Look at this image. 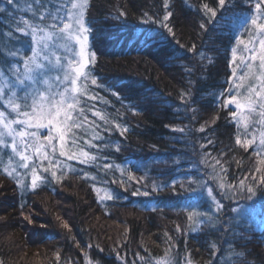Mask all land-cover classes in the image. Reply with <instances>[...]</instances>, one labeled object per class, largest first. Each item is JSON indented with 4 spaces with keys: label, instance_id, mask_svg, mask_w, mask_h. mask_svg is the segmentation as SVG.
I'll return each mask as SVG.
<instances>
[{
    "label": "trees",
    "instance_id": "obj_1",
    "mask_svg": "<svg viewBox=\"0 0 264 264\" xmlns=\"http://www.w3.org/2000/svg\"><path fill=\"white\" fill-rule=\"evenodd\" d=\"M254 2L227 0L220 9L218 0H167L165 9V0H89V44L97 57L91 70L104 87H91L89 95L94 92L96 99L82 98L88 119L77 133L84 150L100 158L80 164L60 157L55 169L45 160L36 166L38 174L50 168L47 179L32 189L30 170L19 176L27 187H18L13 173L24 172L19 160L8 173V156L0 152V264H155L166 253L179 264H264V193L251 200L225 198L219 188L220 183L236 186L255 167L264 168L253 148L235 143L238 135L242 141L258 137V126L243 135L245 129L229 116L232 106H221L232 69L240 75L247 70L229 62L231 48L242 47L236 36L248 41V33L236 26L252 14ZM19 3L27 7V0ZM204 4L217 9L215 24L207 22ZM120 11L126 17L114 19ZM169 11L171 33L144 23L145 13L162 20ZM20 16L30 13L17 12ZM8 24L0 14V33ZM96 110L107 124L92 115ZM94 130L104 137L99 150L85 144ZM189 176H204L216 189L220 214L206 192L189 195ZM165 184L153 191V185ZM137 189L149 195H132ZM112 193L119 199H107ZM194 200L198 210L218 217L216 227L193 230L187 217Z\"/></svg>",
    "mask_w": 264,
    "mask_h": 264
},
{
    "label": "snow or ice",
    "instance_id": "obj_2",
    "mask_svg": "<svg viewBox=\"0 0 264 264\" xmlns=\"http://www.w3.org/2000/svg\"><path fill=\"white\" fill-rule=\"evenodd\" d=\"M244 2L251 4L253 0H244ZM89 7V0H27L26 8H21L19 0H6V6H0V14L5 15L9 21L7 30L0 33V40L3 41V46H0V152L8 155L5 150L10 149V159L12 156L19 157L17 167L24 172L16 174L18 187H27L19 176L28 175L29 170L32 189L37 188L38 182L43 183L47 179L44 173H48L50 168L42 167L41 173L38 174L37 161H40L43 166L46 160L51 168L55 169L60 167L58 163L60 157L68 160L75 158L80 164H87L90 161L94 163L100 158L84 150L79 144L81 137L77 134V130L85 128L84 121L88 119L82 98L87 96L88 99L94 100L97 96L94 92L89 95L91 87H104L98 83V78L91 70L97 57L89 44L90 34L93 31V26L87 19ZM164 7L165 9L168 7L167 0ZM218 7L226 9L227 0H218ZM24 11L30 13V18L20 16L17 19L16 13ZM203 11L209 15L207 22L215 24L218 19L217 9L204 4ZM171 15L170 11L166 12L160 20L158 17L153 18L145 13L144 23L167 29L171 33L173 30L166 23ZM124 17L126 13L120 11L114 19L120 20ZM232 23L236 26L234 20ZM200 27L203 29L205 24L201 23ZM240 29L248 33V41L245 42L240 35L236 36V45L242 47L231 48L232 60L229 62V67L238 59L239 51L240 66L247 70L236 80L233 78L237 77V70L232 69V76L227 81L229 87L221 94V106L223 108L235 106V110L230 111L229 116L236 125L244 123L243 135L247 136L251 130L259 126L258 142L256 135L243 141L238 135L235 143L246 151L253 148L254 154L259 157L258 163L264 165V0H255L252 14L236 26L237 32ZM159 35L162 33L152 38L157 39ZM22 37L27 42L30 54L24 50V45L20 42ZM246 80L247 84L244 83ZM112 95L117 93L113 92ZM185 95L181 93L182 100ZM92 115L100 117L107 124V117L101 116L100 110L94 111ZM95 128H100V125H95ZM174 130L184 131V129ZM200 131H204V128L202 127ZM93 141L99 143H93ZM57 142L58 156L56 155ZM103 143L104 137L95 130L92 133V140L85 141L90 149L97 150H99V144ZM66 148L69 150L66 151ZM72 149L78 151H72ZM41 157H43L42 160ZM29 161L32 162L29 163ZM201 162L206 163L203 160ZM216 163L220 162L217 160ZM104 167L111 166L105 164ZM221 171L227 170L222 168ZM50 174L53 179L57 176L55 170H51ZM85 176L87 177V173ZM187 178L188 188L191 189L189 195L206 192L212 205L215 206L216 213L220 214L223 205L214 194L216 189L210 186L204 176ZM172 183L175 184V180ZM162 187H168V185H153V191H158ZM219 188L225 190L222 192L225 198L231 194L233 197L241 196L251 200L257 196L258 192L264 193V168L255 167L254 171H250L249 176L241 179L236 186L220 183ZM132 195L147 196L149 193L148 191L141 193L137 189ZM107 199H119V196L112 193L107 196ZM197 203L194 200L189 205L191 210L187 217L192 223L193 230L209 224L216 227L218 217H213L207 211L198 210ZM232 211L237 210L232 209ZM64 226L68 227L67 224ZM177 230L180 231L179 226ZM224 231L227 232L230 229L225 228ZM243 238L242 233L241 239ZM212 247L217 248L215 244ZM219 253L220 250L217 249L212 254L215 256ZM165 257L164 260L156 261V264H179L178 261L167 258V253ZM88 264H91V261ZM240 264H246V262L241 261Z\"/></svg>",
    "mask_w": 264,
    "mask_h": 264
},
{
    "label": "rangeland",
    "instance_id": "obj_3",
    "mask_svg": "<svg viewBox=\"0 0 264 264\" xmlns=\"http://www.w3.org/2000/svg\"><path fill=\"white\" fill-rule=\"evenodd\" d=\"M21 42V44H23L24 45V50L25 51H27L28 52V54H30V49H28V46H27V42H25L24 40H22V41H20ZM9 47H11V46H9ZM240 54H239V52L237 53V56H239ZM237 61V60H236ZM236 61H233V64L237 67V69H239V70H241V67L242 66H238V65H236ZM237 77H236V80H238V76L240 75V73L239 72H237ZM232 108H233V110H235V106L234 105H232ZM239 126V128L240 129H243L244 128V123L242 122L240 125H238ZM259 127V126H258ZM46 134V133H45ZM78 134V133H77ZM258 136H259V131H258ZM66 139H69L68 137H66ZM257 140H258V137H257ZM66 151L68 150L67 148L65 149ZM7 151H8V158L6 159L7 160V163L10 165V168H7L8 170V173H13V171H11V170H13V168H15V164H14V162L16 161V160H19V157L18 156H12V158L11 159H14V161H12L10 158H9V156H11V150L10 149H7ZM31 154V153H30ZM59 154V145H58V142H57V154L56 155H58ZM43 159V157H41V160ZM10 161V162H9ZM32 161H29V163H31ZM39 163H40V161H37V163H36V165H39ZM14 174V176H16V174H18V172H16V173H13ZM165 258H161V259H157L156 261H158V260H164ZM156 261H155V264H156ZM183 264H189V262H183Z\"/></svg>",
    "mask_w": 264,
    "mask_h": 264
}]
</instances>
